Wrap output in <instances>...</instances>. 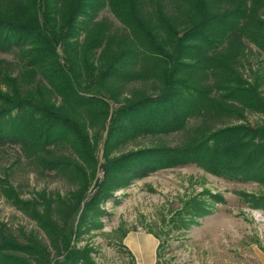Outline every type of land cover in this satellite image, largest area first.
Returning <instances> with one entry per match:
<instances>
[{"label":"trees","instance_id":"trees-1","mask_svg":"<svg viewBox=\"0 0 264 264\" xmlns=\"http://www.w3.org/2000/svg\"><path fill=\"white\" fill-rule=\"evenodd\" d=\"M105 8L119 26L98 19ZM0 52L14 56L0 58V149L77 184L70 199L23 200L0 177V196L49 242L0 220V264H95L75 236L97 226L101 201L160 169L194 164L264 185V0H0Z\"/></svg>","mask_w":264,"mask_h":264},{"label":"rangeland","instance_id":"rangeland-1","mask_svg":"<svg viewBox=\"0 0 264 264\" xmlns=\"http://www.w3.org/2000/svg\"><path fill=\"white\" fill-rule=\"evenodd\" d=\"M101 17L119 26L108 8L98 14ZM248 46L247 56L255 67L261 57L254 45ZM0 58L13 60L14 56L0 52ZM244 72L252 77L246 67ZM248 120L251 124L258 121L254 115ZM182 136L174 133L164 139L174 146ZM155 140L139 138L114 153L150 146ZM16 149H0V177L8 174L21 199L38 197L43 190L52 198L56 193L69 198L76 183L53 172L39 173L25 159L16 162ZM97 177L102 178L100 171ZM93 193L90 190L88 199ZM260 198H264V185L253 181H230L194 164L160 169L132 180L101 201L97 226L88 221L72 244L78 249L90 248L95 264H150L155 255V264H264V204L252 205ZM188 202L205 205L206 212L190 213ZM0 220L20 240L24 233L32 232L49 244L36 222L2 195ZM152 243L157 244L155 254ZM49 250L53 253L51 247Z\"/></svg>","mask_w":264,"mask_h":264},{"label":"crops","instance_id":"crops-1","mask_svg":"<svg viewBox=\"0 0 264 264\" xmlns=\"http://www.w3.org/2000/svg\"><path fill=\"white\" fill-rule=\"evenodd\" d=\"M152 246H153V248H152V252L154 251V254H155L156 249H157V244H156V243H152ZM151 260H152V261H151ZM151 260H150V264H155V263H156V255H155V257L152 258Z\"/></svg>","mask_w":264,"mask_h":264}]
</instances>
